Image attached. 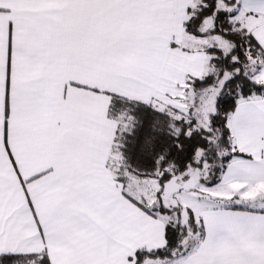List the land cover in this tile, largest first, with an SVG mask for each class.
<instances>
[{
    "label": "snow or ice",
    "instance_id": "snow-or-ice-1",
    "mask_svg": "<svg viewBox=\"0 0 264 264\" xmlns=\"http://www.w3.org/2000/svg\"><path fill=\"white\" fill-rule=\"evenodd\" d=\"M0 264H264V0H0Z\"/></svg>",
    "mask_w": 264,
    "mask_h": 264
}]
</instances>
